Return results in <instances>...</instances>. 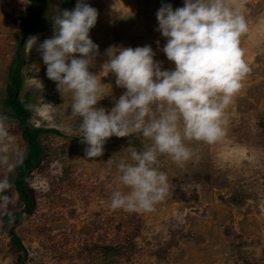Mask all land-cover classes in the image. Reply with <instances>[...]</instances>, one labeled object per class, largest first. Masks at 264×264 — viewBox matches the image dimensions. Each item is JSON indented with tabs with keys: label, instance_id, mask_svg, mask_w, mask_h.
Wrapping results in <instances>:
<instances>
[{
	"label": "rangeland",
	"instance_id": "rangeland-1",
	"mask_svg": "<svg viewBox=\"0 0 264 264\" xmlns=\"http://www.w3.org/2000/svg\"><path fill=\"white\" fill-rule=\"evenodd\" d=\"M84 2L98 13L88 33L98 45L89 71L109 91L96 107L110 109L125 91L116 85L114 73L103 75L109 46L150 45L162 69L174 68L162 50L166 37L157 29L155 13L162 4L183 6V0ZM232 2L247 23L240 47L251 71L226 109L225 135L212 144L186 142L192 155L182 165L160 155L157 167L167 175V196L152 211L129 212L109 207L117 187L115 164L129 160V147L139 151L151 141L138 132L113 135L101 156L86 157L79 118L69 115L70 93L61 95L46 76L35 44L29 50L25 44L30 35L37 37L36 44L50 38L53 15L71 10L76 0H46L34 30L22 42L19 22L29 3L0 0V117L14 137L11 158L18 155L20 160L26 148L22 126L3 103L19 43L23 61L18 95L24 98L28 92L29 124L45 129L39 135L40 159L27 173L32 211L13 227L20 251L1 223L3 213L23 207L14 187L15 167L11 172L0 168L8 184L0 192V264H264V0Z\"/></svg>",
	"mask_w": 264,
	"mask_h": 264
},
{
	"label": "clouds",
	"instance_id": "clouds-1",
	"mask_svg": "<svg viewBox=\"0 0 264 264\" xmlns=\"http://www.w3.org/2000/svg\"><path fill=\"white\" fill-rule=\"evenodd\" d=\"M21 2L26 6L31 0ZM97 15L94 7L76 0L71 10L53 15L50 38L36 44L37 37L30 35L25 44L28 50L35 44L46 76L61 95L70 93L69 115L79 118L86 157L101 156L113 135L138 132L151 141L139 151L129 147V160L116 161L117 187L109 207L152 211L169 187L166 173L157 167L158 157L166 154L182 165L192 155L186 142L212 144L224 137L226 109L251 71L240 47L247 23L232 0H183L175 9L162 4L155 13L157 29L166 37L162 50L174 68L162 69L150 45L109 46L103 75L114 73L116 85L125 91L106 110L96 103L109 91L88 67L98 48L88 34ZM15 153L14 137L0 117V168L5 172L20 162L18 155L11 158ZM7 186L6 177H0V192Z\"/></svg>",
	"mask_w": 264,
	"mask_h": 264
},
{
	"label": "trees",
	"instance_id": "trees-1",
	"mask_svg": "<svg viewBox=\"0 0 264 264\" xmlns=\"http://www.w3.org/2000/svg\"><path fill=\"white\" fill-rule=\"evenodd\" d=\"M46 5V0H31L26 7L25 14L20 18L19 27L22 35H29L35 27L38 16L42 13ZM22 44L19 43L15 54L9 64L8 78L10 83L6 87L4 106L10 110V115L14 117L22 126V136L26 141V148L21 156L20 162L15 166L14 187L19 198L23 202V207L16 211H7L1 216L2 228L10 234L11 244L17 251L23 250L21 240L13 231V227L26 219L33 207V195L27 185V173L35 167L40 159L42 145L39 135L44 132L42 127L31 126L30 102L28 92L24 98H20L18 92L21 88L22 74L21 65ZM19 260L21 257L19 256Z\"/></svg>",
	"mask_w": 264,
	"mask_h": 264
},
{
	"label": "water",
	"instance_id": "water-1",
	"mask_svg": "<svg viewBox=\"0 0 264 264\" xmlns=\"http://www.w3.org/2000/svg\"><path fill=\"white\" fill-rule=\"evenodd\" d=\"M27 35H23V38L21 39V42L23 41L24 38H26Z\"/></svg>",
	"mask_w": 264,
	"mask_h": 264
}]
</instances>
